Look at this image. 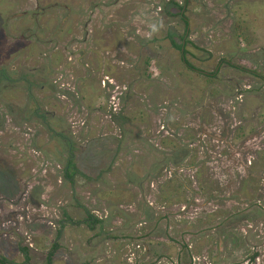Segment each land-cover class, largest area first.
I'll list each match as a JSON object with an SVG mask.
<instances>
[{
    "label": "rangeland",
    "instance_id": "obj_1",
    "mask_svg": "<svg viewBox=\"0 0 264 264\" xmlns=\"http://www.w3.org/2000/svg\"><path fill=\"white\" fill-rule=\"evenodd\" d=\"M55 1L79 9L59 38L32 41L29 58L23 38L0 44V255L46 264L63 226L53 264H251L264 250V0H189L188 60H226L216 80L168 40L185 25L167 4L185 0Z\"/></svg>",
    "mask_w": 264,
    "mask_h": 264
},
{
    "label": "flooded vegetation",
    "instance_id": "obj_2",
    "mask_svg": "<svg viewBox=\"0 0 264 264\" xmlns=\"http://www.w3.org/2000/svg\"><path fill=\"white\" fill-rule=\"evenodd\" d=\"M9 2L0 0V7H1L0 9L2 8L5 9V11L3 10L0 14V44L2 43L1 41H3L4 38H11V37L23 38L24 45L22 46V48L25 52V55L28 56L27 58H29V55H31L32 52L36 50V47H33L31 44L35 42L37 38H59L58 35L59 33H61L60 30H62L61 26H63L64 24H69V21H67L66 23L65 20L69 17L71 18L78 17V11H79L78 7L75 8L73 5L59 6V3L56 2L55 0L52 1L51 0L50 1L49 0H14L15 11L17 14L12 18H15V20H19V19L22 20L18 22L16 21V23H14L11 22V17H9L10 16L9 12L13 10V8H11L12 5H10ZM61 10L67 11L68 14L67 15L61 14ZM69 10L70 11L74 10V11L69 13ZM105 18L106 19L108 18L107 15H105V17H102L101 21L105 22L106 21ZM57 26H59V29H57ZM8 30H10V32H8ZM31 31L32 33L30 34ZM62 31L64 32V30ZM90 37H91L90 35L86 36V38H90ZM26 38L28 41L25 40ZM32 38L33 40H31ZM99 38H105V37L101 34L99 35ZM37 43L39 45L42 44L40 43V41H38ZM45 44L47 45V43ZM39 45L38 48H40ZM12 55H13V50H11L6 56H8L9 58ZM97 59H100V56L97 57ZM225 64L227 63L223 64L221 60V62L217 66V69L214 72H205L204 70L201 71L205 72L206 74H212L215 72L219 74V72L222 69V66ZM252 74L258 76L256 72ZM9 76L10 75L8 70H6L5 68L0 70V82L10 80ZM20 79L26 80L24 75H22V78ZM261 79L264 81V78ZM28 84H29L28 89H30L32 85L29 81ZM251 208L252 207L248 205L246 211L251 210ZM247 262L251 264H264V250L263 251L256 250V252H253Z\"/></svg>",
    "mask_w": 264,
    "mask_h": 264
},
{
    "label": "trees",
    "instance_id": "obj_3",
    "mask_svg": "<svg viewBox=\"0 0 264 264\" xmlns=\"http://www.w3.org/2000/svg\"><path fill=\"white\" fill-rule=\"evenodd\" d=\"M188 4H189V0H185L183 5H180L174 1H170L167 4L170 8H177L179 10L178 15L180 16L181 20L184 22V25H185L184 26V28H185L184 34H183L182 38H180L179 43H177V41L175 40V38H173L172 35L169 36L168 40L170 41L172 47L180 53L181 61L188 69H190L191 71H194L198 74H201L203 77L206 76L207 78H209V80H215L217 78V74H218L217 72L212 73V74H206L205 72L195 68L188 60L187 56L189 55V53H188V50L186 47H187V45L191 44V42L188 41V35L190 32V21L186 18V12L188 10ZM239 25H241V24H239ZM222 63L223 64L226 63V60H222ZM228 63H229V65H231L230 67L235 68L237 70H243V71L248 72V73H255V72H252V71L247 70L245 68H242L241 66L232 64L230 62H228ZM40 117L44 118L43 115H40ZM68 147H69V150L71 153H70V157L67 161V165H66V169H65V175H66V178L68 180L72 181L76 172H77L76 171V165L74 162L72 142H68ZM175 186H176V184L174 185V187ZM169 187L173 188L172 186H169ZM176 187H177V189H179L180 185H177ZM173 189H174V191H176V188H173ZM85 212H86V219L84 222L90 230L93 231V230H95V227L97 225L102 224V221L99 220L98 218H96L94 215L90 214V212H88V211H85ZM67 221L71 222V220L68 218H67ZM62 229H63V226H61L60 230L57 232L56 240L53 242L51 249L47 254L46 264H53L55 254L60 248L59 244L57 243V239L60 237ZM23 253L25 256L24 264H30L31 259H30L29 254H28V250L23 249ZM0 264H16V263L8 261L7 259L3 258L0 255Z\"/></svg>",
    "mask_w": 264,
    "mask_h": 264
}]
</instances>
